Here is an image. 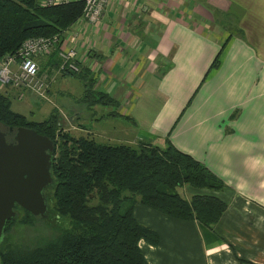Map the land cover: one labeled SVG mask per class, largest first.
Instances as JSON below:
<instances>
[{
	"label": "crops",
	"instance_id": "crops-1",
	"mask_svg": "<svg viewBox=\"0 0 264 264\" xmlns=\"http://www.w3.org/2000/svg\"><path fill=\"white\" fill-rule=\"evenodd\" d=\"M61 40L76 50L93 89L118 102L88 107L77 77L79 136L93 133L86 123L92 116L101 143L168 141L223 184L180 188L186 199L207 194L227 204L212 227L135 203L136 220L159 236L155 245L137 243L146 263L264 264V0H109L96 23L80 19ZM55 53L38 61L43 96L25 91L22 98L49 100L63 75Z\"/></svg>",
	"mask_w": 264,
	"mask_h": 264
},
{
	"label": "trees",
	"instance_id": "trees-1",
	"mask_svg": "<svg viewBox=\"0 0 264 264\" xmlns=\"http://www.w3.org/2000/svg\"><path fill=\"white\" fill-rule=\"evenodd\" d=\"M82 10V1L44 6L39 0H0V56L16 52L28 37H61L81 19ZM54 55L58 67L60 58ZM87 73L81 68L79 72H62L83 81L82 98L88 107H117L115 97L93 89V79ZM60 119L53 109L44 119L33 120L14 111L9 96L0 91V128L7 141H12L19 126L54 141L53 182L48 186L54 210L48 208L46 213L69 221V227L32 247L0 250V264H147L137 243L144 239L155 245L159 236L136 220L135 203L173 218L195 219L208 227L225 211L227 204L215 196L194 194L186 199L181 195L178 189L184 185L220 190L223 184L168 141L162 147L143 141L137 146L108 144L88 134L74 137L68 132L59 140ZM24 213L22 223L31 224L39 217ZM14 217L6 222L4 235Z\"/></svg>",
	"mask_w": 264,
	"mask_h": 264
},
{
	"label": "water",
	"instance_id": "water-1",
	"mask_svg": "<svg viewBox=\"0 0 264 264\" xmlns=\"http://www.w3.org/2000/svg\"><path fill=\"white\" fill-rule=\"evenodd\" d=\"M12 130V128H10ZM13 141L0 128V241L15 206L33 216H47L45 188L51 185L54 141L32 128L19 126Z\"/></svg>",
	"mask_w": 264,
	"mask_h": 264
},
{
	"label": "rangeland",
	"instance_id": "rangeland-1",
	"mask_svg": "<svg viewBox=\"0 0 264 264\" xmlns=\"http://www.w3.org/2000/svg\"><path fill=\"white\" fill-rule=\"evenodd\" d=\"M44 58L45 57L41 59L43 64L46 63V58ZM46 70H48V67ZM81 87L82 82L76 76L61 75L58 76L54 84L51 86L50 94H48V101L37 98L29 93H26L23 98H18L16 89L12 88L10 85H0V91L5 92L3 90L9 88L8 92L5 93L10 98L11 108L33 120L44 119L47 113L53 108L66 111L67 116H61V119L58 121L60 127L59 132L61 133L58 138L60 140L62 134H67V132L74 137H78L81 133V129H79L80 120H78L79 118H83L82 113L84 112V105L79 99ZM33 107H40V112L36 115H30L29 111ZM99 108H101V106H99ZM108 109V106H104V110ZM72 111L77 114H67ZM76 115L78 118H76ZM86 120L87 129L93 131L92 134L89 133L88 135L94 137V120L92 119V116H87ZM70 124L73 126L72 129L69 128ZM97 141L99 140L97 139ZM181 189H178L180 193L186 192ZM45 194L47 197L48 208L54 210V202L50 195V188L47 187L45 189ZM91 203H96V199L92 200ZM15 211L14 220L11 225H9L7 232L3 235V239L0 241V250L2 251L14 249L16 247H32L41 240L48 239L57 234L61 229L66 228L67 226L69 227V221L67 218L60 217L54 213H47L46 217L33 218V223L31 224L22 223V220L25 218L24 210L22 208H16Z\"/></svg>",
	"mask_w": 264,
	"mask_h": 264
},
{
	"label": "built area",
	"instance_id": "built-area-1",
	"mask_svg": "<svg viewBox=\"0 0 264 264\" xmlns=\"http://www.w3.org/2000/svg\"><path fill=\"white\" fill-rule=\"evenodd\" d=\"M82 1L81 19L96 23L109 0H39L41 5L51 6ZM56 52L60 58V72H79L78 55L71 47L63 46L60 35L32 36L23 40L17 51L0 56V85H10L18 90V98L25 91L43 96L45 81L39 76V58Z\"/></svg>",
	"mask_w": 264,
	"mask_h": 264
},
{
	"label": "flooded vegetation",
	"instance_id": "flooded-vegetation-1",
	"mask_svg": "<svg viewBox=\"0 0 264 264\" xmlns=\"http://www.w3.org/2000/svg\"><path fill=\"white\" fill-rule=\"evenodd\" d=\"M12 141H13V139H12ZM47 188V187H46Z\"/></svg>",
	"mask_w": 264,
	"mask_h": 264
}]
</instances>
